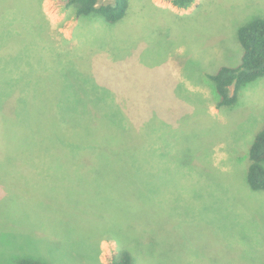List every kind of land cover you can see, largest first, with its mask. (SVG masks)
<instances>
[{
    "label": "rangeland",
    "instance_id": "rangeland-1",
    "mask_svg": "<svg viewBox=\"0 0 264 264\" xmlns=\"http://www.w3.org/2000/svg\"><path fill=\"white\" fill-rule=\"evenodd\" d=\"M127 1L109 24L65 0H0V264H107L118 250L133 264H264V191L245 181L264 77L221 108L207 78L239 65L237 30L264 19V0ZM55 133L109 144L102 163L127 151L129 181L91 178L89 150L40 156L67 174L13 155Z\"/></svg>",
    "mask_w": 264,
    "mask_h": 264
},
{
    "label": "trees",
    "instance_id": "trees-1",
    "mask_svg": "<svg viewBox=\"0 0 264 264\" xmlns=\"http://www.w3.org/2000/svg\"><path fill=\"white\" fill-rule=\"evenodd\" d=\"M164 1H168L173 7L183 10L190 8L191 5L195 2V0ZM65 6L75 7V15L77 17L96 14L101 16L107 23L116 24L123 19L127 10L128 1L114 0L113 3L99 5V0H65ZM237 40L241 48V59L239 65L236 67H220L214 74L207 75L208 80L211 82V85H213L212 88L215 92L214 94H216L217 97V102L215 104L216 108L232 107L236 103L237 95L241 89L245 88V86H247L248 84L257 81L259 78L264 77V19L254 18L245 25L241 26L237 30ZM118 115L119 120L124 118V114H122L121 112ZM57 126L60 128L59 125ZM88 137L94 138L90 139L88 141L89 143L92 140H95V137L90 136L89 134L85 138H80L86 139ZM108 138L109 137H107V139H104V144L106 141H110ZM39 139L40 140H38L36 146L31 150L29 149L27 150V152L20 151V153H15L18 151H14L13 153L15 154L13 155H22L24 156V158L30 159L31 157H33V165L39 166L40 172L42 170H50L52 169V167H54L55 171L60 169L66 174L67 172H69L66 168L68 167L66 164L67 162H62L55 159L54 157L51 161L48 162L47 168L44 167L45 164L43 165V160L40 158V156L51 155V152H49L51 151L50 148L51 146H55L60 152V159H63L64 156L79 158L82 152L89 150L92 159L99 160L98 162L101 165L99 166L96 164L91 167V178H93L95 174L102 175V173H114L117 175V177L119 176V181L123 180L127 182L129 181L131 174H133L132 158L129 155L130 153L126 155L127 151H122L123 154L118 153V151L117 156L112 154V160H107V162L105 163H102L100 161L101 158L104 157L103 155L104 152H106L105 150H108L109 148L107 147L109 146V144H106V148H103L101 139L95 140L96 144L94 145H90L89 143L84 144L82 143L81 139L77 141L72 138H70V142H62L58 145L60 141L55 140H63V138L59 139L58 137H56V133L53 135L50 134V137H47L43 134ZM45 139L51 140H47L49 141L47 142ZM109 149L111 150V148ZM117 157H120V159H118ZM248 160L249 163L246 167L245 173V181L248 188L252 191H264V123L262 127L256 132L249 147ZM122 186L125 187L128 185ZM135 191L138 195L142 196L139 193L141 191ZM142 197L144 198L145 195H143ZM13 264L42 263L38 260L24 257L16 260ZM107 264H133V258L127 250H118L117 253H113L110 256Z\"/></svg>",
    "mask_w": 264,
    "mask_h": 264
}]
</instances>
